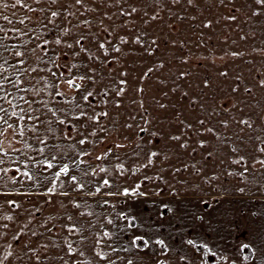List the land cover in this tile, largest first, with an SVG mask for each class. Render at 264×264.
<instances>
[{
	"label": "rangeland",
	"instance_id": "374dc122",
	"mask_svg": "<svg viewBox=\"0 0 264 264\" xmlns=\"http://www.w3.org/2000/svg\"><path fill=\"white\" fill-rule=\"evenodd\" d=\"M0 264H264V6L0 0Z\"/></svg>",
	"mask_w": 264,
	"mask_h": 264
},
{
	"label": "snow or ice",
	"instance_id": "6c2138e0",
	"mask_svg": "<svg viewBox=\"0 0 264 264\" xmlns=\"http://www.w3.org/2000/svg\"><path fill=\"white\" fill-rule=\"evenodd\" d=\"M51 2H52V3H55L56 0H51ZM189 2L191 3V0H189ZM16 3L19 4V3H20V0H16ZM75 3H76L77 5H80V4L83 3V0H75ZM255 3H256L257 5L264 6V0H255ZM5 6H7V5H5ZM132 11L134 12V11H136V9L133 8ZM258 14H259V13H257V12H254V13H253V15H258ZM51 15H52L53 17H55V16L58 15V13L55 12V11H53V12L51 13ZM232 19H235V17H232ZM21 23H23V21H21ZM84 23H88V22L85 21ZM206 26H207V25H206ZM81 39H82V38H81ZM136 42H137V43L139 42V38H137ZM56 43H60V41L57 40ZM76 43H77V44H80V43H81V40H80V39H77ZM68 47H72V45L69 44ZM99 47H100L101 49H103V48L105 47V45H104L103 43H101V44L99 45ZM82 50H84V49L82 48ZM115 50H116V51H119L118 48L115 49ZM234 55H235V54H234ZM79 79H85V77L82 76V77H79ZM68 84H69L70 87H71V86H75V87H77V88L79 87V85H75V84H74V81H73V80H69V81H68ZM90 96H92V93H91V92H89V93L84 97V99L87 101V100L89 99ZM82 115H83V113H82ZM105 115H106V113H105ZM60 123H63V121H60ZM201 123H202V122H201ZM173 139H178V137H173ZM80 143H81V144L85 143V140H83V139L80 140ZM153 155H156V154L153 153ZM47 167H48L49 169H51V168L53 167L52 163H47ZM68 173H69V167H68V165H64V166L60 169V171L57 172L55 175H56L57 177H59L61 174L67 175ZM25 175H27V173H25ZM71 180H72L73 182H75L76 177H74V176L71 177ZM104 183L107 184L108 181L105 180ZM81 187H82V185H81ZM49 191H51V189H49ZM9 203H14V202H9ZM7 219L10 220L11 217H7ZM189 243H191V241H189ZM69 247H70V246H69Z\"/></svg>",
	"mask_w": 264,
	"mask_h": 264
}]
</instances>
